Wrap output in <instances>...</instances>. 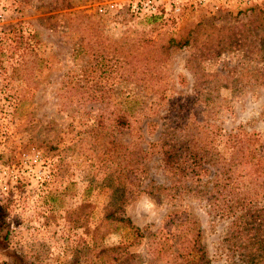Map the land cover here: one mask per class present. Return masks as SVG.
<instances>
[{
    "label": "rangeland",
    "instance_id": "obj_1",
    "mask_svg": "<svg viewBox=\"0 0 264 264\" xmlns=\"http://www.w3.org/2000/svg\"><path fill=\"white\" fill-rule=\"evenodd\" d=\"M192 1L178 20L135 17L124 0H18L5 9L0 229L5 247L27 264H252L226 240L228 220L202 200L156 202L143 191L165 176L151 144L160 125H181L188 103L192 123L201 121L199 89L212 88L217 137L236 130L264 137V82L253 76L264 75V61L249 60L248 48V28L254 20L264 25V0ZM181 38L188 44L162 52ZM211 73L218 82L200 85ZM160 93L177 99L163 101ZM126 105L134 110L123 129L110 118ZM140 147L147 148L142 159ZM253 188L238 175L213 193L251 209L264 204V189ZM110 213L128 218L143 237L106 219ZM4 253L0 264H9Z\"/></svg>",
    "mask_w": 264,
    "mask_h": 264
},
{
    "label": "trees",
    "instance_id": "obj_2",
    "mask_svg": "<svg viewBox=\"0 0 264 264\" xmlns=\"http://www.w3.org/2000/svg\"><path fill=\"white\" fill-rule=\"evenodd\" d=\"M254 22L253 26L248 28V48L252 52L249 60L257 58L264 61V49H262L264 25L256 20ZM254 28L260 29L259 36L252 33ZM253 40L259 41L256 51L252 46ZM188 42V38L171 39L163 45L162 52L171 44L182 47ZM258 74L257 72L253 74L254 80L261 77L264 82V75L258 76ZM203 77L204 81L200 82V85L218 82L217 73L203 74ZM210 88L207 86L205 89L198 90L202 94L201 97L196 98L197 101L200 100V105H196L198 114H201L199 124L195 125L190 120L189 111L194 110L195 106L191 108L192 103H188L190 109L186 110V118L181 125H174L173 121L160 125L151 144L157 145L160 167L165 176L159 182L155 180L146 182L143 191L156 202L180 201L186 197L202 200L212 214L228 220L225 238L233 245L241 246L238 253L242 259L246 262L249 259L252 264H262L264 263V204L261 206L256 204L249 209L234 200L227 203L221 202L220 198L223 194L217 193L215 196L213 192L232 182L238 175L246 178L247 185L254 186V192L264 189V137L256 131L241 132L240 130L233 133L227 132L217 137L215 124L210 122L211 119L213 121L216 118V112L209 107L212 89ZM159 99L174 101L177 97L171 93L167 95L160 93ZM185 100L190 99L187 96ZM125 101L130 102V98L126 97ZM133 110V107L126 105L124 109L114 112L110 119L123 129H128ZM99 127L106 129L104 125L99 124ZM140 137L142 138V135ZM123 149H127V144L123 146ZM138 152L140 153L138 158L142 159L141 156L146 155L147 148L140 147ZM137 165L140 166L138 169L140 172H145L142 161H139ZM108 187L112 191L119 192V196H123L121 187L115 185H108ZM105 218L122 222L130 229L135 239L139 240L143 237L141 229L133 225L128 218L117 217L112 213ZM6 232L0 229V250L5 251L4 256L8 258L9 264H27L20 255L5 247ZM196 236L197 232L194 241ZM196 248L200 250L198 245ZM206 262H208L207 259L204 260V263Z\"/></svg>",
    "mask_w": 264,
    "mask_h": 264
},
{
    "label": "built area",
    "instance_id": "obj_3",
    "mask_svg": "<svg viewBox=\"0 0 264 264\" xmlns=\"http://www.w3.org/2000/svg\"><path fill=\"white\" fill-rule=\"evenodd\" d=\"M125 5L129 13L135 17H170L173 16L174 20H178V15L181 14L183 5L185 2H191V0H124ZM219 3L228 4H252L259 0H215ZM194 5H199L203 3V0H193ZM18 0H9L5 3V0H0V41L2 39L3 30L2 22L5 9L7 6L17 7ZM102 12V8H99ZM35 161L36 158H33ZM1 185V184H0Z\"/></svg>",
    "mask_w": 264,
    "mask_h": 264
}]
</instances>
